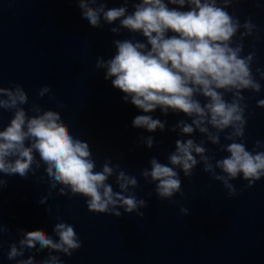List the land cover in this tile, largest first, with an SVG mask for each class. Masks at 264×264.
Segmentation results:
<instances>
[{"label":"clouds","instance_id":"1","mask_svg":"<svg viewBox=\"0 0 264 264\" xmlns=\"http://www.w3.org/2000/svg\"><path fill=\"white\" fill-rule=\"evenodd\" d=\"M75 2L81 18L93 28L115 25L109 29L113 35L119 36L122 29L132 34L131 38L114 39V54L108 59L97 57L95 63L97 70H104V79L111 80L112 86L124 94L122 100L145 113L134 117L132 127L149 133L166 129L177 133L167 163L153 156L150 167L140 172L145 182L155 185L160 200L183 196L180 173L191 178L198 165L223 185L229 197L238 195L232 181L242 178L247 182L245 187L251 188L264 178V143L256 140L249 150L245 141L249 97L244 93L262 91L264 69L253 71L255 43L250 45L253 51L244 54V42L249 37L258 42L260 29L251 16L241 22L228 11L240 0ZM45 95L49 100L56 99L49 84L37 91V98ZM28 103V93L19 83L10 87L0 83V110L12 113L8 124L0 127V173L23 179L31 175L38 183H47V195L38 203L47 205L48 213V200L55 190L60 196L83 197L91 213L145 217L142 209L149 205L134 191L140 186L135 175L126 173L119 163L113 164L111 158L97 170L89 143L73 135L60 111L44 109L35 101L26 109ZM57 107L65 105L57 101ZM257 107L264 108V99L257 101ZM158 109L164 116L171 112L187 119L168 128L167 120L150 115ZM197 133L199 141L194 138ZM222 134L227 143L221 142ZM139 142L148 149L158 143L151 135L141 136ZM208 143L216 146V152H210ZM217 152L227 155L217 159ZM42 167L44 174L37 176ZM112 178L115 189L109 182ZM7 186L8 181L0 176V192ZM147 195L151 197L152 193ZM180 213L187 216L190 210L181 206ZM10 232L0 218V248L3 235ZM17 233L20 238L9 244L7 252V259L16 264H65L54 253L71 257L83 246L75 225L60 216L51 235L42 229L18 228ZM32 250H47L48 254L41 260L35 255L24 258L26 251Z\"/></svg>","mask_w":264,"mask_h":264}]
</instances>
